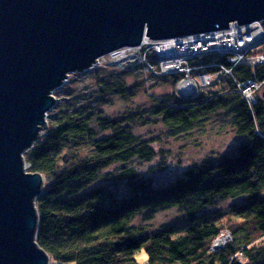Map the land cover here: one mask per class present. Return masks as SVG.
Returning a JSON list of instances; mask_svg holds the SVG:
<instances>
[{
    "label": "trees",
    "instance_id": "1",
    "mask_svg": "<svg viewBox=\"0 0 264 264\" xmlns=\"http://www.w3.org/2000/svg\"><path fill=\"white\" fill-rule=\"evenodd\" d=\"M210 63L226 64L225 57L193 61ZM205 71L213 75L211 83L189 97L176 91L178 75H148L170 79L174 91L151 95L141 109L130 107L139 85L129 87L121 75L102 70L104 76L95 74L94 101L81 97L47 116V127L24 159L27 171L44 179L35 201L36 239L50 264H264V99L256 95L249 106L237 89L247 78L264 80V64L242 61L229 75L217 67ZM109 93L127 104L123 115L111 116L97 106L106 104ZM213 115L228 118L243 138L234 153L190 165L162 186L139 175L133 161H148L159 150L158 139L138 134V127L159 124L171 136ZM229 200L236 202L221 206ZM170 208L179 213L170 224L136 221ZM225 229L231 239L211 250ZM140 251L145 261L137 259Z\"/></svg>",
    "mask_w": 264,
    "mask_h": 264
},
{
    "label": "water",
    "instance_id": "2",
    "mask_svg": "<svg viewBox=\"0 0 264 264\" xmlns=\"http://www.w3.org/2000/svg\"><path fill=\"white\" fill-rule=\"evenodd\" d=\"M263 20L264 0H0V264H50L36 239L44 179L27 171L24 153L47 127L53 91L70 73L144 37Z\"/></svg>",
    "mask_w": 264,
    "mask_h": 264
},
{
    "label": "rangeland",
    "instance_id": "3",
    "mask_svg": "<svg viewBox=\"0 0 264 264\" xmlns=\"http://www.w3.org/2000/svg\"><path fill=\"white\" fill-rule=\"evenodd\" d=\"M102 70L117 73L119 76L122 73V71L116 69L97 68H89L81 72L70 73L64 83L53 91L56 103L47 112V116L58 105H66L68 102L71 103L75 100L79 103L81 97H86L94 101L98 95L95 74L97 73L99 77L104 76ZM147 76L143 71L141 73L137 71L125 72L120 76L126 81L129 87L136 84L139 85L136 90V95L131 100V108L139 106L143 109L148 106L151 95L166 97L174 91L170 79L147 78ZM263 91L264 88L257 93V96L264 99L262 95ZM105 103L104 105L97 104V106L111 116L117 117L126 112L127 104L116 95L109 93L105 98ZM136 131L142 136L158 139L155 145L159 151L153 158L148 161H133L139 175L150 177L156 186H162L175 180L190 165L199 164L206 159L217 160L225 154L234 153L239 142L243 139L235 134L229 124L228 118H221L216 115L211 116L202 125L186 133L170 136L159 124L138 127ZM119 183L118 185L123 187V183ZM234 202L236 201L229 200L221 206H227ZM146 216L150 217L145 219L137 218L136 221L148 223L153 227H159L177 220L179 213L175 208L157 209ZM136 257L139 261L146 260L144 251L136 253Z\"/></svg>",
    "mask_w": 264,
    "mask_h": 264
},
{
    "label": "built area",
    "instance_id": "4",
    "mask_svg": "<svg viewBox=\"0 0 264 264\" xmlns=\"http://www.w3.org/2000/svg\"><path fill=\"white\" fill-rule=\"evenodd\" d=\"M254 23L256 27L252 28ZM234 27L238 31L236 35L226 36V29ZM226 29L163 40L144 37L139 45L123 46L98 57L92 68L112 66L119 70L139 69L146 75L176 74L179 76L176 81L178 94L182 97L194 96L198 93L199 87L207 86L212 81L213 75L205 71V68L217 67L219 74L229 75L233 67L242 61H247L251 65L264 64L262 21L242 26L232 22ZM221 34L224 35V39L217 38ZM209 38H214L210 41L212 43L209 46L203 45ZM167 40L175 42L176 47L169 51L165 50L162 42ZM184 41L189 44H184ZM209 55L224 56L226 64H193V61ZM263 88L264 80L259 81L255 78H247L237 83L239 93L249 106L255 103L257 93ZM230 239V232L223 230L212 241L211 250L221 247Z\"/></svg>",
    "mask_w": 264,
    "mask_h": 264
},
{
    "label": "bare ground",
    "instance_id": "5",
    "mask_svg": "<svg viewBox=\"0 0 264 264\" xmlns=\"http://www.w3.org/2000/svg\"><path fill=\"white\" fill-rule=\"evenodd\" d=\"M237 24V23H236ZM238 25V24H237ZM240 26H242V25H240ZM253 27H256V24L254 23V24H252V28ZM226 36H231V37H234L235 35H236V33L238 32L237 30H236V28L234 27V28H232V29H226ZM246 31V30H245ZM224 37V35L223 34H221V35H219V36H217V38H223ZM216 38V39H217ZM214 38H209V39H207L206 40V43L205 44H203V45H207V46H209L212 42H210L211 40H213ZM215 39V40H216ZM224 39V38H223ZM146 41V40H145ZM190 41V40H189ZM188 41V42H189ZM180 45H182V43H179ZM184 44H189V43H187V41H184ZM183 46V45H182ZM162 47L163 48H165V50H167V51H169L170 49H172V48H175L176 47V44H175V42H173V41H170V40H167V41H163L162 42Z\"/></svg>",
    "mask_w": 264,
    "mask_h": 264
}]
</instances>
